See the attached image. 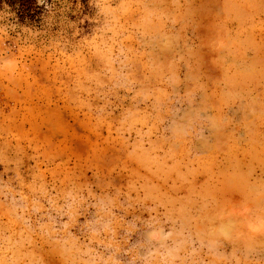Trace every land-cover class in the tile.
<instances>
[{"label":"rangeland","instance_id":"1","mask_svg":"<svg viewBox=\"0 0 264 264\" xmlns=\"http://www.w3.org/2000/svg\"><path fill=\"white\" fill-rule=\"evenodd\" d=\"M31 5L0 8V264H264V0Z\"/></svg>","mask_w":264,"mask_h":264},{"label":"trees","instance_id":"2","mask_svg":"<svg viewBox=\"0 0 264 264\" xmlns=\"http://www.w3.org/2000/svg\"><path fill=\"white\" fill-rule=\"evenodd\" d=\"M3 3H8L19 15L22 20L34 19L35 8L31 5V0H0V8Z\"/></svg>","mask_w":264,"mask_h":264}]
</instances>
